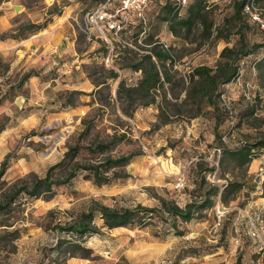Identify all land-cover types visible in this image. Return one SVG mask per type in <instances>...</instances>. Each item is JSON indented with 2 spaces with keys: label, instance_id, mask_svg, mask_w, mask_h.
Listing matches in <instances>:
<instances>
[{
  "label": "rangeland",
  "instance_id": "1",
  "mask_svg": "<svg viewBox=\"0 0 264 264\" xmlns=\"http://www.w3.org/2000/svg\"><path fill=\"white\" fill-rule=\"evenodd\" d=\"M165 1L150 0L142 18L128 17L123 30L110 33L105 42L94 28L88 41L79 28L87 11L103 4L98 0H0V37H18L0 41V163L8 155L0 189L30 174L43 176L75 144L81 146L76 160L88 162L97 155L87 145L123 135L110 153L135 154L121 170L127 178L96 185L78 173L51 198L22 195L10 219L17 238L13 246L6 242L10 235L0 242V264H54L44 258L58 237L54 226L70 221L91 200L109 207H156L164 198L183 207L191 194H203L208 185L219 188L213 205L188 221L176 220L175 226L154 219L142 227L108 230L96 217L100 232L84 241L88 258L79 254L60 264H264V150L248 164L228 155L220 162L224 149L264 139L262 50L247 57L240 76L221 88L224 112L217 129L212 112L161 124L154 105L131 112L124 91L123 98L117 95L120 82L125 87L137 83L140 72L133 67L153 46L170 49L176 59L173 70L187 82L192 67L214 66L221 50L236 41L231 34L212 42L199 24L192 31L177 27V34L171 32L162 21ZM192 1L169 0L179 17H185ZM105 2L107 9L116 10L122 0ZM232 2L203 0L218 24L230 19ZM257 3L264 11V0ZM70 8L65 24L76 30L75 54L58 56L66 46L56 44L50 57L43 52L44 39ZM26 25L34 28L19 30ZM39 25L44 28L36 29ZM245 33L251 41H263L264 30L249 21ZM68 125L72 131L60 140ZM86 126L89 130L82 134ZM163 164L173 167L165 170ZM178 177L184 178L183 189L176 188ZM229 182L242 187L235 192L228 187L221 195ZM218 208L226 211L221 218Z\"/></svg>",
  "mask_w": 264,
  "mask_h": 264
},
{
  "label": "trees",
  "instance_id": "2",
  "mask_svg": "<svg viewBox=\"0 0 264 264\" xmlns=\"http://www.w3.org/2000/svg\"><path fill=\"white\" fill-rule=\"evenodd\" d=\"M105 1L98 0L99 4ZM251 1L258 5L257 0H233L234 11L230 19H224L223 23L218 24L209 17L203 0H193L189 3L185 17H179L177 9L171 5L169 0H166L162 7L164 11L162 21L169 24L171 32L177 34V27L192 31L194 26L199 24L206 38L211 39L212 42L220 38L228 39L231 34H235L237 39L232 46H225L221 50L214 66L192 67L187 75V82L183 76L173 70L176 59L170 53V49L159 46L151 47L148 53L139 57L133 67L135 71L140 72L137 83L130 87H125L124 82L119 83L116 91L119 99L123 98L122 92L124 91V98L130 101L128 106L131 107V112L138 107L154 105L158 110L157 119L161 124H167L176 119L190 120L204 115L205 112H212L214 128L217 129L224 112L219 106L222 96L221 88L240 76L241 66L247 57L261 50L262 58L258 66L259 70L264 68V38L261 42L251 41L245 33L248 21L260 27L244 12L245 6ZM261 16L264 20V12ZM31 28H34V25H26L19 30ZM42 28H44L43 25L36 26V29ZM6 38L18 39L15 36L0 37V41ZM158 97H160L159 101ZM131 112L126 111L130 116ZM88 130L89 126H86L82 134H86ZM122 138L123 135H114L109 141L87 145L86 150L92 155H97L88 162L76 160L81 149L80 145L70 146L61 160L49 166L43 176L30 174L12 183L5 190L0 189V242L5 240V236L10 235L11 239L6 242L13 246V241L17 238L18 229H10L13 227L10 219L17 207L21 205L22 195L28 199H38L43 196L51 198L57 187L68 184L78 173H85L86 177L96 185L109 184L114 180L127 178V173H122L121 170L131 162L135 154L114 156L110 153L111 149L122 141ZM261 150H264V139L245 144L234 150L224 149L220 162L228 155L243 164H248ZM7 161L8 155L0 163V180L8 168ZM207 170L210 171L213 168ZM228 187L235 192L242 185L229 182L221 195ZM218 193L219 188L216 185H208L203 194H191V201L183 207L164 198L159 199V206L156 207L141 204L133 207H109L96 200H91L86 209L74 214L70 221L54 226L58 237L55 243L48 248L44 258H49L54 264L64 263L67 259L79 254L83 258H88L90 250L84 246V241L100 232L95 224L96 217L102 220V227L108 230L126 226L142 227L154 219L164 225L170 223L175 226L176 220L188 221L195 212L210 208L214 203L212 197L217 196Z\"/></svg>",
  "mask_w": 264,
  "mask_h": 264
},
{
  "label": "built area",
  "instance_id": "3",
  "mask_svg": "<svg viewBox=\"0 0 264 264\" xmlns=\"http://www.w3.org/2000/svg\"><path fill=\"white\" fill-rule=\"evenodd\" d=\"M149 1L150 0H122L120 8L116 10L107 9L105 2L94 10L87 12L84 17L85 24L84 26H79V28L88 41H92L93 39L91 30L94 28L100 38L107 42L110 33L118 34L123 30L125 24L128 22V17L135 16L142 18L144 9L147 7ZM244 12L252 21L257 22L260 27L264 29V20L261 16V13L264 11L253 1L245 6ZM184 185V178L178 177L176 188L183 189ZM225 213L226 211L223 208L217 209L218 218L223 217Z\"/></svg>",
  "mask_w": 264,
  "mask_h": 264
},
{
  "label": "crops",
  "instance_id": "4",
  "mask_svg": "<svg viewBox=\"0 0 264 264\" xmlns=\"http://www.w3.org/2000/svg\"><path fill=\"white\" fill-rule=\"evenodd\" d=\"M71 11L72 9L70 8L67 11H64L63 14L58 17L60 19L54 24V30L51 31L50 35L48 37H45L44 39L42 49H44L43 52L45 54H49L50 57L53 52L51 49L56 44L66 46V50L63 53L58 54V56H62L65 54H69L70 56H72L73 54H75L73 45L76 40V30L72 25L65 24V19ZM39 50L40 52H42L41 48ZM55 56L56 55H54V57Z\"/></svg>",
  "mask_w": 264,
  "mask_h": 264
},
{
  "label": "bare ground",
  "instance_id": "5",
  "mask_svg": "<svg viewBox=\"0 0 264 264\" xmlns=\"http://www.w3.org/2000/svg\"><path fill=\"white\" fill-rule=\"evenodd\" d=\"M53 1L54 0H46V2L48 3V4H51V3H53ZM20 9V8H19ZM69 124V123H68ZM72 126H70V125H68V126H66L64 129H63V131H62V134H61V136L59 137V139L60 140H63L65 137H66V135L67 134H69L71 131H72ZM173 166L172 165H164L163 164V168L166 170H168V169H170V168H172ZM175 168V167H174Z\"/></svg>",
  "mask_w": 264,
  "mask_h": 264
},
{
  "label": "water",
  "instance_id": "6",
  "mask_svg": "<svg viewBox=\"0 0 264 264\" xmlns=\"http://www.w3.org/2000/svg\"><path fill=\"white\" fill-rule=\"evenodd\" d=\"M20 6H14V10L17 11L19 10Z\"/></svg>",
  "mask_w": 264,
  "mask_h": 264
}]
</instances>
